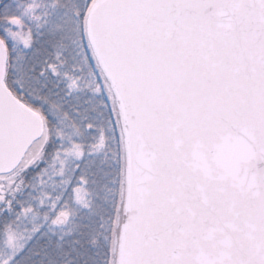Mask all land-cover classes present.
<instances>
[{
  "label": "snow or ice",
  "instance_id": "6c2138e0",
  "mask_svg": "<svg viewBox=\"0 0 264 264\" xmlns=\"http://www.w3.org/2000/svg\"><path fill=\"white\" fill-rule=\"evenodd\" d=\"M0 264H264V0H0Z\"/></svg>",
  "mask_w": 264,
  "mask_h": 264
}]
</instances>
